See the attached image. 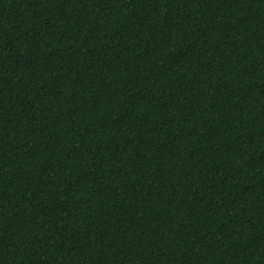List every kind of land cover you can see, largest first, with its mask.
I'll list each match as a JSON object with an SVG mask.
<instances>
[{"label":"trees","instance_id":"16d2710c","mask_svg":"<svg viewBox=\"0 0 264 264\" xmlns=\"http://www.w3.org/2000/svg\"><path fill=\"white\" fill-rule=\"evenodd\" d=\"M0 264H264V0H0Z\"/></svg>","mask_w":264,"mask_h":264}]
</instances>
